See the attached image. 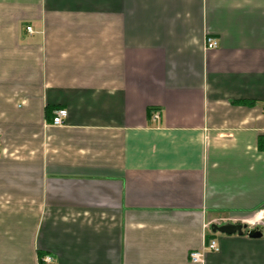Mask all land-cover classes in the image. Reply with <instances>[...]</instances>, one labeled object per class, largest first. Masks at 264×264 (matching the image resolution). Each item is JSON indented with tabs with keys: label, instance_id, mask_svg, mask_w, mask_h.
Masks as SVG:
<instances>
[{
	"label": "crops",
	"instance_id": "crops-1",
	"mask_svg": "<svg viewBox=\"0 0 264 264\" xmlns=\"http://www.w3.org/2000/svg\"><path fill=\"white\" fill-rule=\"evenodd\" d=\"M252 212L264 0H0V264H264Z\"/></svg>",
	"mask_w": 264,
	"mask_h": 264
},
{
	"label": "built area",
	"instance_id": "built-area-1",
	"mask_svg": "<svg viewBox=\"0 0 264 264\" xmlns=\"http://www.w3.org/2000/svg\"><path fill=\"white\" fill-rule=\"evenodd\" d=\"M27 31H31V27L30 26H26L25 28ZM218 46V42L216 40H214L211 37H207L205 40V47L206 48H215ZM67 115V110L65 108H57L54 110V115L52 117L51 123L54 125H61L64 118ZM152 119L156 120L158 119V113L154 112L152 114ZM218 249L216 240L211 239L208 240L206 246H204L202 249L200 250H193L189 253V260L193 263H200L203 261V257H204V251L205 250H211V251H216ZM43 262H51L52 258L49 255L43 256L42 258Z\"/></svg>",
	"mask_w": 264,
	"mask_h": 264
},
{
	"label": "water",
	"instance_id": "water-1",
	"mask_svg": "<svg viewBox=\"0 0 264 264\" xmlns=\"http://www.w3.org/2000/svg\"><path fill=\"white\" fill-rule=\"evenodd\" d=\"M211 228L213 232H221L225 234H233V233L242 234L244 225L239 224V223L237 224L225 223L221 225L212 224ZM245 234L250 238H260L264 236V226L261 225L260 227H254V228L248 229L245 232Z\"/></svg>",
	"mask_w": 264,
	"mask_h": 264
},
{
	"label": "rangeland",
	"instance_id": "rangeland-1",
	"mask_svg": "<svg viewBox=\"0 0 264 264\" xmlns=\"http://www.w3.org/2000/svg\"><path fill=\"white\" fill-rule=\"evenodd\" d=\"M258 212V211H257ZM256 213V212H252L251 214H249L248 216H246L247 218H245L244 219V221H241V220H239V219H237V220H235L234 221V223H240V224H242L243 222L246 224V229H244V233L248 230V229H251V228H254V227H258V226H260V225H262V226H264V222H256V223H252V222H250V218H251V216L252 215H254V214Z\"/></svg>",
	"mask_w": 264,
	"mask_h": 264
},
{
	"label": "flooded vegetation",
	"instance_id": "flooded-vegetation-1",
	"mask_svg": "<svg viewBox=\"0 0 264 264\" xmlns=\"http://www.w3.org/2000/svg\"><path fill=\"white\" fill-rule=\"evenodd\" d=\"M242 225H244L243 230L246 229L247 226H246V224H245L244 222L242 223ZM260 226H261V225H260ZM260 226H258V227H260Z\"/></svg>",
	"mask_w": 264,
	"mask_h": 264
},
{
	"label": "bare ground",
	"instance_id": "bare-ground-1",
	"mask_svg": "<svg viewBox=\"0 0 264 264\" xmlns=\"http://www.w3.org/2000/svg\"><path fill=\"white\" fill-rule=\"evenodd\" d=\"M260 215H262V214H256L255 217L258 218V217H260Z\"/></svg>",
	"mask_w": 264,
	"mask_h": 264
},
{
	"label": "trees",
	"instance_id": "trees-1",
	"mask_svg": "<svg viewBox=\"0 0 264 264\" xmlns=\"http://www.w3.org/2000/svg\"><path fill=\"white\" fill-rule=\"evenodd\" d=\"M149 113H151V110H149Z\"/></svg>",
	"mask_w": 264,
	"mask_h": 264
}]
</instances>
